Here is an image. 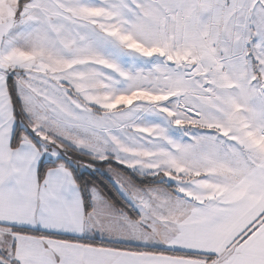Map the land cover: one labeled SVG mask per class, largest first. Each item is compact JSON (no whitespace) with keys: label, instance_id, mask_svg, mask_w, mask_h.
<instances>
[{"label":"snow or ice","instance_id":"6c2138e0","mask_svg":"<svg viewBox=\"0 0 264 264\" xmlns=\"http://www.w3.org/2000/svg\"><path fill=\"white\" fill-rule=\"evenodd\" d=\"M0 264H264V0H0Z\"/></svg>","mask_w":264,"mask_h":264},{"label":"trees","instance_id":"16d2710c","mask_svg":"<svg viewBox=\"0 0 264 264\" xmlns=\"http://www.w3.org/2000/svg\"><path fill=\"white\" fill-rule=\"evenodd\" d=\"M85 175H87V173H85ZM103 180H104V183L107 184V177H104ZM113 194L114 193L112 191H109V195H113Z\"/></svg>","mask_w":264,"mask_h":264}]
</instances>
